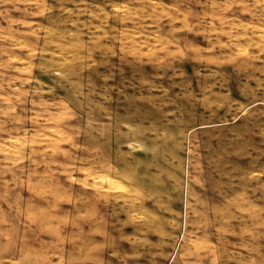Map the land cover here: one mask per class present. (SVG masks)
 Returning a JSON list of instances; mask_svg holds the SVG:
<instances>
[{"label": "rangeland", "instance_id": "374dc122", "mask_svg": "<svg viewBox=\"0 0 264 264\" xmlns=\"http://www.w3.org/2000/svg\"><path fill=\"white\" fill-rule=\"evenodd\" d=\"M0 264H264V0H0Z\"/></svg>", "mask_w": 264, "mask_h": 264}]
</instances>
